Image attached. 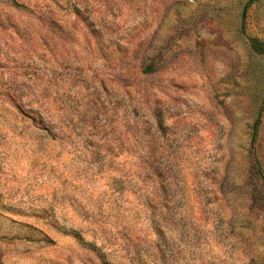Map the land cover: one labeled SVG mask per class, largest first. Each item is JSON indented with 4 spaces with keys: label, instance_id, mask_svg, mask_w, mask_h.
Here are the masks:
<instances>
[{
    "label": "rangeland",
    "instance_id": "1",
    "mask_svg": "<svg viewBox=\"0 0 264 264\" xmlns=\"http://www.w3.org/2000/svg\"><path fill=\"white\" fill-rule=\"evenodd\" d=\"M0 264H264V0H0Z\"/></svg>",
    "mask_w": 264,
    "mask_h": 264
}]
</instances>
